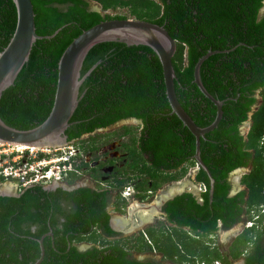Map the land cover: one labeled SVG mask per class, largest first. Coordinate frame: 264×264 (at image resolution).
<instances>
[{
    "label": "trees",
    "instance_id": "16d2710c",
    "mask_svg": "<svg viewBox=\"0 0 264 264\" xmlns=\"http://www.w3.org/2000/svg\"><path fill=\"white\" fill-rule=\"evenodd\" d=\"M93 1L102 11L128 5L136 19L162 26L175 40L171 57L174 93L199 127L213 120L215 106L192 82L193 65L209 49L226 50L209 55L198 70L205 90L222 101L219 122L199 138V157L213 179L211 198L208 176L198 167L194 180L204 183L206 191L199 194L200 200L182 192L166 201L163 211L173 226L144 230L150 242H144L147 249H155L161 260L176 264H195V260L231 264L241 254L242 264H264V225L261 230L253 226L242 230L225 252L200 239L214 235L218 224L221 229L229 228L241 220L243 212L264 204V144L259 146L264 134V15H257L263 0ZM30 2L37 35H50L59 29L51 37L34 41L13 83L0 94V118L17 129L31 128L47 116L56 63L65 46L101 20L125 18L90 9L89 0ZM14 24L13 2L0 0V50ZM92 65L79 85L77 105L64 130L66 140L75 143L83 133L107 127L118 119L137 118L142 128L137 139L132 137L137 147L130 151L134 160L129 165L141 174L136 188L155 190L183 176L187 167L195 164L194 137L170 113L161 67L153 51L145 45L100 42L86 53L79 75ZM253 106L249 128L241 135L238 127ZM123 128L128 132V127ZM143 153L148 155V165L139 161ZM246 166L248 172L240 177L244 189L229 196L228 173ZM122 184L118 181L119 186ZM107 202L106 191L89 187L66 190L35 184L16 196L0 195V264H32L39 253L37 239L41 236L43 257L39 264H161L152 258L136 259L129 249L135 246L123 238L108 239L116 232L108 226ZM262 220L264 214L257 221ZM96 230L100 245L77 249L74 242L83 237L95 241ZM48 231L51 235L46 234ZM137 236L143 240L141 233Z\"/></svg>",
    "mask_w": 264,
    "mask_h": 264
},
{
    "label": "water",
    "instance_id": "95a60500",
    "mask_svg": "<svg viewBox=\"0 0 264 264\" xmlns=\"http://www.w3.org/2000/svg\"><path fill=\"white\" fill-rule=\"evenodd\" d=\"M11 1L15 7V24L6 45L0 50V94L6 87L13 83L17 73L27 61L34 41L43 37H51L59 29H56L50 35H37L34 29L33 10L30 0ZM89 2L91 4L92 1L89 0ZM98 6V9L92 6H90V9L104 14L105 12H100V5ZM106 41H116L126 45H145L157 56L161 67L164 94L170 108V113L174 114L194 137V153L192 159L197 165V168L202 169L208 176V197L210 199L213 179L199 157V138L212 130L219 122L222 101L215 99L205 90L200 82L198 70L201 62L209 55L226 50L209 49L199 56L193 65L192 82L215 106L213 120L208 125L199 127L180 106L174 93L173 79L175 75L171 65V57L175 51V40L169 36L162 26L143 19H105L91 25L76 35L65 46L58 57L53 99L47 116L39 124L28 129L11 127L5 124L0 118V142L35 147H55L68 143L64 130L69 125L68 120L77 105L79 85L94 66L92 65L85 74L80 76L79 70L82 60L94 44ZM254 108L252 107L247 113V121H249L250 114ZM243 169L242 167H238L231 172H239L243 171ZM57 185V183H53V185L49 186L54 187ZM64 188L67 189L66 186ZM235 190V187L231 184L228 195L232 196L236 192ZM162 191V189L158 190L154 196V200L149 204H139L154 212H159V207L162 204L181 192L178 190L161 196L159 194ZM227 230L223 229V232ZM46 234L51 235V232L48 231ZM42 238L43 236L37 239L39 253L32 264H39L43 257ZM241 262L242 260L239 259L235 264H241Z\"/></svg>",
    "mask_w": 264,
    "mask_h": 264
},
{
    "label": "flooded vegetation",
    "instance_id": "af4514ba",
    "mask_svg": "<svg viewBox=\"0 0 264 264\" xmlns=\"http://www.w3.org/2000/svg\"><path fill=\"white\" fill-rule=\"evenodd\" d=\"M263 3V1H262ZM260 9V8H259ZM257 15L259 16V10H258V13ZM256 93V92H255ZM257 98V97H256ZM258 99V98H257ZM254 107V106H253ZM129 122H136L137 123V135L134 136L132 133H131V129L129 126H126L124 124L126 123H129ZM243 122L240 124V126L238 127V131L241 135H245V133L247 132L248 128H249V125H248V128L245 130L243 129V126H242ZM248 124H249V121H248ZM118 125H121L122 127V137L121 139L119 140H114V141H111L109 142L107 145H108V148L111 149V151H107V149H102V151H99L98 155L97 156H91L90 155V152H79V174H76V175H85L86 177L84 178V182L83 183H77V184H72L71 182H66L64 183L65 186L67 187L64 188V186H61L63 189H66V190H72V189H75L77 187H89L91 189H98V190H104L107 192V197H108V202H107V205L105 207L108 215H109V218H108V226L114 231L116 232V235H112L110 236V238L112 239H121V238H125L126 235L132 233V232H135L138 230V234L141 233L145 239L147 238L146 234L144 233V230H146L147 228H151L149 226L147 227H144V224L142 227H138V228H135L134 227H129V228H125L123 229L121 226V223H119V221H122V220H127L128 217H129V213H128V209L130 211V216H132L130 219H134L133 217L134 216V213H132V210L133 209V205L137 202H135L132 206H130L131 203H129V199H131L133 201V198H137V197H141V195H145L142 199L146 198L147 196H149V194L151 195L153 193V197L155 196L156 192L160 189L164 190L163 193H165L166 191H170L172 190L173 188H167V189H164L166 186H169V185H172V183L174 182H178V181H182V180H188L189 181V185L187 186V189L183 190L182 188L180 187H174L176 188V191H178V189L181 191L180 193L182 192H189V193H192L198 200L199 198V194L197 195L196 193L193 192V185L198 183L197 181L194 180V175L196 173V169H194V167H190V169L187 171L186 174H184L183 176L177 178V179H174V180H170V181H167V183H165L163 185V187H161V185L155 189V190H150V189H147L145 191H142L138 188H136V185L134 186L133 189H131V192L128 193V197L127 199L125 200L123 197H121L120 195V192L121 190L119 189V185H118V181H123L126 182L125 180H133L132 178L134 176H138V175H141L139 174L138 172V169L136 167L135 168H130L129 165L133 162L134 160V157L130 154V151L132 150L133 147H137V143L136 144H133L132 143V137H136V139L138 138L139 134H140V130L142 128V122L140 119H137V118H132V117H128V118H122V119H118L116 120L113 124L107 126V127H104V128H97V129H94L93 131L91 132H87V133H83L82 135L79 136V138L85 136V135H88L90 133H94V132H99L101 130H105V129H109L111 128L112 126H118ZM123 127H128V132H124V128ZM101 129V130H99ZM245 131V133H243V131ZM124 136H125V139L126 141H123L124 140ZM78 138L77 141H79L80 139ZM71 142H73V140H71ZM92 151L94 150H97L98 146H92L90 147ZM100 149V148H99ZM137 150V148H136ZM137 158V157H136ZM139 161H144L146 165L149 164L148 162V155L143 153L141 154V157L139 158ZM110 164V168L106 169V165L108 166ZM140 166V164H139ZM187 167V168H188ZM82 168V171L80 170ZM244 168L243 171L238 175V178H237V181L235 182V184H241L240 183V177L245 174L246 172H248L249 170V167L246 166V167H242ZM236 169V168H235ZM234 170V169H233ZM86 172V173H85ZM233 172H229L228 175H227V181L229 182V185L231 187V184H233V186L235 187V193L236 194L237 192H239L240 190H243L244 189V185H242L239 189H237V186L234 184V183H231L233 182L232 179H229V175L232 174ZM68 174H71V175H74L73 173H68ZM236 174V173H235ZM96 175V176H95ZM67 176V175H66ZM103 176H105L106 178L108 177H111L113 180H114V185H111V184H108V185H103L104 182H101L99 181V179H103ZM142 176H144V173L142 174ZM105 178V179H106ZM141 180V176H138V180L139 181ZM106 182V181H105ZM163 184V183H162ZM237 184V185H238ZM149 185V183L147 184ZM58 186V185H57ZM122 186V185H121ZM172 186H180V183H176ZM239 186V185H238ZM56 187V186H54ZM54 187H50V188H54ZM170 187V186H169ZM13 188V187H12ZM10 189V190H0V195L1 196H16L18 195L20 192H22L23 189L21 190H15V188L13 189ZM230 190V188H229ZM179 193V194H180ZM11 194V195H10ZM233 194V195H234ZM160 195V194H159ZM178 195V194H177ZM176 196V195H175ZM141 199V198H140ZM170 200V199H169ZM168 201V200H167ZM139 203V202H138ZM150 203V202H149ZM148 203V204H149ZM147 204V203H146ZM165 204V203H164ZM164 204H162L160 207H159V212L157 213H160V215L163 217V220H164V223H167L168 224V227L170 226H173L172 223L170 222H167L166 221V218H165V213L163 211V206ZM130 206V207H129ZM142 207V206H141ZM144 208V207H142ZM246 209V208H245ZM254 209V208H252ZM250 209L249 211L246 210V212H243L240 217H241V220H239L238 222L234 223L233 225H231L229 228H226V229H231L234 227V225L239 228L238 230V233H240L242 230L244 229H247V228H243L242 227V224L244 223L245 220H247L248 217H250V211L252 210ZM124 211L126 212V217L127 219H124V218H119V220H117V222H114L115 218L117 217H114V215H112L113 213L112 212H115V211ZM256 211V210H255ZM151 212V211H150ZM152 214V212H151ZM261 214H264V211H262L259 215V217L257 219H255L254 221V224L252 225L254 229H257V230H261L262 229V225H264V222L262 220V225L260 224L261 222H258L257 220L261 217ZM125 217V216H124ZM140 218V217H138ZM62 220V219H60ZM145 224H149V223H145ZM162 226V225H161ZM159 225V227H161ZM220 225L218 224V230H223L219 227ZM163 227V226H162ZM164 228V227H163ZM166 228V226H165ZM132 229V230H131ZM184 230L188 232V229L186 228H183ZM131 230V231H130ZM130 231V232H129ZM233 230H231L230 232H232ZM96 232L99 233V230H96ZM216 233V232H215ZM237 233V234H238ZM137 234V235H138ZM236 234V235H237ZM88 235V234H87ZM235 235V236H236ZM86 236V235H85ZM235 236H232L231 237V240L235 237ZM139 237V236H137ZM208 242V241H206ZM230 242V241H229ZM146 243L147 244H150L149 240H146ZM75 244V243H74ZM251 245V243L248 244V247ZM77 247V246H76ZM90 247V246H89ZM77 249H79L77 247ZM86 249V248H84ZM83 248L82 249H79V250H84ZM245 252V251H244ZM151 255H146L145 257L143 258H152V259H155L157 261H160L161 262V254L159 252H157L155 249L152 248V250L150 251ZM152 254H157V255H152ZM136 258V257H135ZM143 258H136V259H143ZM241 259L242 262H243V259H242V254H241V257L238 258V259H235L233 261H237ZM232 261V262H233ZM235 262H233V264H235ZM241 262V264H242ZM161 264H163L161 262Z\"/></svg>",
    "mask_w": 264,
    "mask_h": 264
},
{
    "label": "rangeland",
    "instance_id": "374dc122",
    "mask_svg": "<svg viewBox=\"0 0 264 264\" xmlns=\"http://www.w3.org/2000/svg\"><path fill=\"white\" fill-rule=\"evenodd\" d=\"M92 1L90 6L92 7H95L96 9L99 8V4L96 3L95 1L93 2V0H90ZM100 12H105L109 15H122L124 16L125 18H135L133 15H131L129 13V6L126 5V6H115V7H110V8H107L105 11H102L100 10ZM259 15H264V1L262 3V6L260 7L259 9ZM255 96L257 98L258 95L257 93H255ZM126 126H129L130 129H131V133L136 136L137 135V132L136 130L138 129L137 128V123L136 122H129V123H126L124 124ZM248 121L245 120L242 124L243 126V129H247L248 128ZM241 127V126H240ZM243 133H245L244 130H242ZM122 127L121 125H118V126H112L111 128L109 129H105V130H101L99 132H94V133H90L88 135H85L81 138H79L80 140L79 141H75L74 142H68L64 145H61V146H55L56 147H60V149H57V150H53L54 147H45L47 149V159H53V161H55V159H58L59 155H63L62 154V151H67L69 148L68 147H72V148H76L79 150V152H90V155L93 157V156H97L99 151H102V149H107V151H111V149L108 148V143L111 142V141H114V140H119L121 139V135H122ZM123 141H126L125 139V136H124V140ZM98 146L97 150H94L92 151L90 149V147L92 146ZM259 146H262L259 144ZM100 148V149H99ZM10 151H13V153H15V147L13 146V144H7V143H1L0 144V163L3 162V160H8L7 157H6V154H9ZM53 153V154H52ZM12 155V154H10ZM190 167H194V166H190ZM190 167L187 168L186 170V173L187 171L190 169ZM110 168V164L107 166L106 165V169ZM195 169V168H194ZM82 171V168L80 169ZM242 171H239L238 173L234 172L232 174L229 175V179H232L233 182L231 183H234L237 181V178H238V175L241 173ZM86 173V172H85ZM185 173V174H186ZM236 173V174H235ZM74 175H71V174H67V176L63 177L62 180L60 181V183H57L58 186H65L64 183L66 182H71L72 184H77V183H83L84 182V178L86 177L85 175H76L75 173H73ZM105 176H103V179H99V181L101 182H104L103 185H108V184H111V185H114V180L111 178V177H108L106 178ZM133 180H125L126 182H124L122 184V186L119 187V189L122 191L124 189H126L129 192H131V189L134 188L135 186V182L138 180V176H134L132 178ZM106 181V182H105ZM167 183V182H165ZM161 184V187H163V185L165 184ZM176 183H180V186H172ZM4 184H9L10 186L14 187V184L11 182H5L0 180V187L3 186ZM13 184V185H12ZM238 184V183H237ZM235 184L237 186V189H239L242 184ZM49 185H53V183H50ZM44 186L45 188H50V186ZM172 185H169V186H166V187H169L170 189L171 188H174V187H180L182 188L183 190L187 189V186L189 185V181L188 180H182V181H178V182H174L172 183ZM166 187L164 189H166ZM168 188V189H169ZM13 189V188H12ZM154 200V197H153V193L149 196H147L146 198L144 199H140L139 197L137 198H133V201L131 199H129V203L130 206H132L135 202H137L136 204L138 205H141V204H146V203H149V202H152ZM141 204H139V203ZM129 206V207H130ZM144 207V206H142ZM142 207H138V209L135 211L134 213V216L133 217L134 219L138 217L142 218V215L143 214H147L148 212H150V209L148 208H142ZM258 207H254V209L257 210ZM146 212V213H145ZM114 215V217H117L115 218L114 222H117V220H119V218H124V219H127L126 217V212H124L123 210L122 211H115V212H112ZM128 213H129V217H128V220H130V211L128 209ZM125 216V217H124ZM150 219L148 221H146V223H149V224H145L144 223V226L142 227V225L140 227L144 228V227H151L152 229H156L159 227V225L163 226V227H168V224L167 223H164V220H163V217L160 215V213H157L156 211L153 212L152 214H150ZM141 221H143L141 219ZM229 230V231H228ZM225 233L222 234L223 230H218L216 231V233L212 236H201L200 239L202 241H207L208 237L210 238L209 242L207 243H210V244H215L222 252H225V248L226 246L228 245L229 241H231V237L232 235L238 233V230L239 228H237L236 226H234L233 228L231 229H228ZM231 230H233L232 232H230ZM256 230V229H255ZM137 234H138V230L135 231V232H132L128 235L125 236V238H123L124 242L125 243H128L130 245H134L135 247H130V252L132 253V255L136 258H143L145 257L146 255H151L150 251L147 249L146 245L144 244V242H146L147 238L145 239V237L142 235L143 237V240H141L140 238L137 239ZM94 236L96 237L95 241L93 240H90L88 237H83L81 240L79 241H76L74 242L75 245L79 248V249H84V248H88L89 246L91 245H100V243H98V240H99V237L98 236V232H95ZM109 240H111L112 238H108ZM143 241V243L140 244V242ZM152 255H157V254H152ZM161 262L163 264H176V263H173L169 260H161ZM235 262V261H233ZM233 262H231V264H233Z\"/></svg>",
    "mask_w": 264,
    "mask_h": 264
},
{
    "label": "built area",
    "instance_id": "2783aa9c",
    "mask_svg": "<svg viewBox=\"0 0 264 264\" xmlns=\"http://www.w3.org/2000/svg\"><path fill=\"white\" fill-rule=\"evenodd\" d=\"M259 144H264V134L259 139ZM67 151H62V156L58 159H47V149L45 147L27 146L26 148H15V153L10 151L6 154L8 160H3L0 163V180L12 182L15 190H21L31 185L48 186L50 183H60L63 177L68 173L79 174V158H76L78 149L68 147ZM60 149L54 147L53 150ZM12 154V155H10ZM53 154V153H52ZM1 156V155H0ZM197 170V165H193ZM12 184V185H13ZM206 191V186L202 182L193 185V192L200 194ZM121 197L127 199L128 191L126 189L120 192ZM250 211V218L244 221L243 228H250L254 224L262 211H264V204L258 206L257 210ZM262 225V221L260 223ZM237 234V233H236ZM236 234L232 235L235 236ZM195 264H221L219 260L210 262L195 260Z\"/></svg>",
    "mask_w": 264,
    "mask_h": 264
},
{
    "label": "bare ground",
    "instance_id": "6f19581e",
    "mask_svg": "<svg viewBox=\"0 0 264 264\" xmlns=\"http://www.w3.org/2000/svg\"><path fill=\"white\" fill-rule=\"evenodd\" d=\"M0 144H1V142H0ZM15 148H18V149H20V148H26L27 146H25V145H13ZM236 173H238V172H236ZM12 188V186H10L9 184H4L3 186H1L0 187V190H10ZM167 188H169V187H166V189ZM179 190V189H178ZM164 191V190H163ZM163 191H162V193L160 192V195L161 196H164L165 194H167V193H173V192H175L176 191V188H173L172 190H170V191H166L165 193H163ZM133 209H131L132 210V213L133 212H135L137 209H138V207H141V205H138V204H134L133 206ZM146 208V207H145ZM149 209V208H148ZM152 213L154 212V211H152V210H150ZM151 212H148L147 214H143L142 215V218H138V216H137V218L136 219H130V220H122V221H119V223H121V226H123L122 228L123 229H125V228H129V227H134L135 226V228H138V227H140L142 224H144V223H146V221H148L151 217H150V214H151ZM146 213V212H145ZM133 216V215H132ZM131 216V217H132ZM130 217V218H131ZM121 219V218H120ZM141 219L143 220V221H141ZM149 222V221H148ZM143 226V225H142ZM132 230V229H131ZM130 230V231H131ZM129 231V232H130ZM222 233H225V232H222ZM226 234V233H225Z\"/></svg>",
    "mask_w": 264,
    "mask_h": 264
},
{
    "label": "clouds",
    "instance_id": "9594fccd",
    "mask_svg": "<svg viewBox=\"0 0 264 264\" xmlns=\"http://www.w3.org/2000/svg\"><path fill=\"white\" fill-rule=\"evenodd\" d=\"M75 157H76V158H79V154L77 153Z\"/></svg>",
    "mask_w": 264,
    "mask_h": 264
},
{
    "label": "crops",
    "instance_id": "0c3cea01",
    "mask_svg": "<svg viewBox=\"0 0 264 264\" xmlns=\"http://www.w3.org/2000/svg\"><path fill=\"white\" fill-rule=\"evenodd\" d=\"M223 234V233H222Z\"/></svg>",
    "mask_w": 264,
    "mask_h": 264
}]
</instances>
